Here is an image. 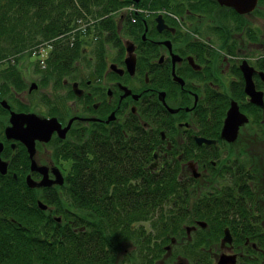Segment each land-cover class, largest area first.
<instances>
[{
    "label": "trees",
    "instance_id": "obj_1",
    "mask_svg": "<svg viewBox=\"0 0 264 264\" xmlns=\"http://www.w3.org/2000/svg\"><path fill=\"white\" fill-rule=\"evenodd\" d=\"M129 2L0 0L1 81L20 84L23 81L20 66H24L26 62L23 60L32 53L29 46L44 40H49L54 47L47 60L46 72L51 74L58 69H72L83 40L72 38L70 28L84 15L90 14L96 19L92 33H105L106 41L100 44L102 52L107 50L106 42L118 46L121 51L124 43L120 33L123 31L130 35L131 28L135 29L136 13L128 15L121 11L116 18L110 12L122 9ZM88 27L87 32H91L92 28ZM104 61L99 55L98 65H103ZM227 92L234 95L244 93L242 87L234 83ZM84 98L87 104L89 99ZM150 100L147 106L139 107L136 112L131 110L125 117L123 112H119L118 119L108 122L101 120V117H107L106 112H102L104 109L99 110L100 116L93 114L100 118L99 121L76 123L68 137L61 140L56 154L71 160L70 171L64 175L66 179L62 185L68 190L74 207V210H64L73 215L71 223L67 222L70 219L61 223L62 216L58 220L54 214L61 213L60 203L56 209L50 208L51 204L58 202L57 190L61 185L46 188L43 193L48 208L38 206L33 189L28 187V207L21 208L15 203L13 194L8 201L4 200L3 207L8 206L14 213H20L18 219L28 224L30 232L9 233L0 229V264H136L128 262L129 259L125 261V258L119 260L122 246L134 243L143 251L148 248L149 252L151 249L146 244L152 243L153 236L160 250L158 254L148 256L145 263L155 264L164 253L163 243L168 239L175 242L173 238H181L185 229L187 232V226L194 224L206 240L210 238V226H217L220 230L217 236H224L225 228L229 227L233 242L228 245L232 248L226 246L224 249L237 254V264L238 261L242 264H264V189L261 195L263 203L260 204L257 187L252 185L256 171L248 167L249 163L242 160L240 154L238 157H230L229 154L224 159L227 150L220 130L230 97L217 89L208 98L209 102L198 107H201L198 113L204 124V133L199 130L200 133L218 141L209 145L198 144L193 136H188L191 132L183 141H177L172 121L170 123L171 112ZM244 107L255 115V121L258 117L260 126H264L261 122L264 106L247 103ZM90 108L94 111L92 105ZM164 128L170 140L177 145L169 155L162 154L159 166L155 168L152 162L156 148L160 145L167 150L160 132ZM189 158L210 166L214 172L212 175L219 178V187L206 192L195 191L197 177L191 174L187 178L182 176V164ZM141 219L157 223L154 225L161 232L155 235L152 230L146 233L143 228L136 229L134 225ZM199 220L206 221L207 225H198ZM186 221L188 224L183 226ZM17 225L18 222L9 224L0 219V228ZM35 229L39 230L36 234L32 231ZM136 230L140 231L138 236H135ZM191 232H187L189 237ZM194 241L189 240L190 243ZM235 244L240 245V252L235 250ZM165 247L168 249L170 245ZM129 255L134 257V254ZM194 263L217 264L202 257Z\"/></svg>",
    "mask_w": 264,
    "mask_h": 264
},
{
    "label": "flooded vegetation",
    "instance_id": "obj_2",
    "mask_svg": "<svg viewBox=\"0 0 264 264\" xmlns=\"http://www.w3.org/2000/svg\"><path fill=\"white\" fill-rule=\"evenodd\" d=\"M134 1L139 6V9L131 6L132 14L136 13V27L135 29L131 28L130 38H127L125 43L120 47L124 48V51L117 52V56L112 58L108 54L103 65H96L94 67L95 75L91 70L92 75L87 77L80 75L64 77V84H69L71 81V88L74 92V83H77L78 87L83 89L81 95L75 93L78 96L88 97V103L93 101L95 96H98V92H102L98 89L101 87H98L96 88V92L93 93L95 90H93L94 85L110 83L107 87L102 86L104 92L106 91L105 94H107V96L105 95V99L91 104L94 111L87 105L92 113L84 115L74 113L71 117L73 115L87 118L95 117L99 121L100 118L93 116V114L100 116L101 112L99 110L103 109L102 112H106V114L115 111L116 116L119 117V112H124L128 107L131 110L134 107L133 112H136L139 107L147 106L149 104L148 100L151 99L150 102L159 104V108L171 112L170 123L172 121L173 127H177L176 120L179 117H185V114L189 111H198L201 108L198 107L205 104V102H209L208 98L217 89L222 90V92H225L230 97L228 108L232 100H236L239 103L241 110L242 105H246L247 103L260 106L251 102L250 95L245 90L246 78L243 73L242 64L246 61L249 66L253 67L254 72L252 77L255 86L257 90H261L264 93V51L261 50L259 52V50L256 57L248 59L245 56H239L241 54L231 50L225 43L233 41L237 47L240 43L242 44V48H249L250 44V49L257 50L259 45L263 48L264 21H261L260 24L252 23L246 17V15L257 11L261 0L257 1L253 10L246 13H240L235 7L221 3L220 0ZM130 3L131 0L125 6H129ZM142 11L145 12L143 13ZM261 16H264V14H261ZM219 31L221 32L219 33ZM127 41H131L134 46L132 53L128 49ZM130 55H134V67L130 66L127 62V57ZM113 64L115 66H112ZM28 68L27 66H24V68L20 66V69L24 72L31 70ZM21 79L23 81L20 84H6L0 79V219H5L9 224L18 222V225L14 228L10 226L9 228L1 227L0 229L7 230L9 233L13 231L28 234L30 232L28 224L18 219L21 214L14 213L10 208H7L8 206L3 207L4 200L8 201L13 194L16 197L15 203H18L21 208L28 207V189H33L38 206L48 208V203H44V200L39 197L43 195L46 188L61 187L65 183V180L62 184L31 185L28 175H31L35 182L43 179L41 172L33 170V163L35 162L37 166L48 167L49 178L54 179L53 167L59 166L54 164L53 159L46 162L39 160V152L44 153L45 151H42V149H47L46 145L49 142L58 144L61 140L66 139L76 122L90 120H74L66 134V138H62L58 132H54L52 137L47 141L39 138L35 139V152L32 155L27 143L21 137L10 134L13 131H8V128L12 125L13 113L35 112L44 117L56 115L37 112L39 109L37 108L36 110L35 105H40L44 99L36 96V100H32L31 96L35 94L39 84L35 82L37 85L35 88H31L33 82L28 86V80L24 73ZM81 83L85 84V88L81 86ZM232 83L238 85V87H242L244 93L234 95L232 92H227L230 90ZM122 86L132 89L134 94L139 95L138 98H134L133 94L123 97L125 91ZM162 93L163 98H161ZM186 101L187 104H183ZM114 103L116 105L111 108ZM170 109H175L176 111H171ZM181 111H183L182 115L176 118L177 114ZM242 111L248 114L245 110ZM110 113L105 118L101 117V120L106 119L107 121ZM248 116L250 118L249 114ZM57 117L63 126L71 118L61 120L59 116ZM256 119L258 120V117ZM250 122L251 118L244 125L246 126ZM179 123L186 130L194 126L191 120H181ZM242 127L243 125L240 130ZM160 132H162V138L165 141L167 150H164L160 145L156 148L152 162V166L155 168H158L162 154L169 155L170 150L174 146L176 148L177 145L175 141L172 142L167 136L168 133L165 128L161 129ZM188 136H193L200 145L209 144L198 142L197 137L212 138L197 132L196 129ZM184 138L186 139L187 137H183L182 141ZM222 140L224 141L223 143L233 145L238 141V138L235 141ZM177 141L179 140L177 139ZM216 142L218 141L216 140ZM59 147L60 143L57 145V149ZM247 151H241L240 156L246 154ZM45 153L48 154L49 152ZM180 156H183V154ZM52 157L54 158V153H52ZM241 159L246 160L249 163L248 167L252 169L254 162H250V158L241 157ZM198 165L199 160L189 158L182 164V170L183 172H187L189 176L192 169V175L198 178L201 175L196 176L194 170L196 168L197 172H199ZM24 188L26 190H23ZM20 199L22 203H20ZM41 200L46 205L45 207L40 204ZM60 218V216L57 217L58 220ZM32 231H35V234L39 232L38 229ZM224 251L227 252L228 250L225 249Z\"/></svg>",
    "mask_w": 264,
    "mask_h": 264
},
{
    "label": "rangeland",
    "instance_id": "obj_3",
    "mask_svg": "<svg viewBox=\"0 0 264 264\" xmlns=\"http://www.w3.org/2000/svg\"><path fill=\"white\" fill-rule=\"evenodd\" d=\"M134 2L132 0L129 6H125L122 9L121 8L117 10L114 9L115 11L111 10L110 12L111 15H115L116 17L119 15V13H121V11H126L125 13L130 15L132 13L131 6H134L135 8L139 9V6L136 4V2L135 3ZM260 2L261 4H259L257 11H254L253 13L246 15V17L250 21H252V23L260 24L261 21H264V16H261V14H264V0H261ZM132 3L135 5H133ZM102 17L103 16H100V18ZM135 19L136 17H134V21ZM78 22H79L78 24H74V25L72 24L73 27L70 28L71 37L74 39L83 40V43L81 44L82 45L81 52L79 49L77 57L72 63L73 64L72 69H69L68 71L58 69L56 71H52L51 74H48L46 72V68L48 67L47 60H48V57L51 55V51H53L54 47L50 42H48L49 40H44L38 44H31L29 46V49H32V53L30 55H27V59L23 60V62H26V63H23V65L29 67L31 70H29L28 72L21 71L22 75L24 73V75L26 76V79L28 80L27 81L28 86L32 82H37L39 84L37 91L35 92L33 96H31L32 100H36V96H39L40 99H44L43 102L40 103V105H35L36 110L37 108L39 109L37 112H41V113L44 112L46 114L56 115V116H59L61 120H67V118L71 117V115L74 113H82V114L92 113V111H90V108H88V106H91V104L94 102L103 101L105 97L107 96V94H105L106 91L104 92L102 86L104 85V87H107V85L110 84V83H104L103 85L101 84L94 85L93 90L94 89L95 90L93 93L96 92L97 90L96 88L98 87L102 88L101 90L102 92L101 93L98 92V96H95L93 101L86 104L85 98L82 96H78L72 90L71 81L69 82V84H64L63 82L64 77L65 76L71 77L72 75H78V76L80 75V76L87 77L89 75H92L91 70L94 72V75H95L94 67L98 65L99 63L98 62L99 55L101 57L103 56V58L105 59L108 54H110L112 58V57L117 56V52H120L119 47L116 45H113L110 42L105 43L107 50L103 52L101 51L100 44L106 41V36H105V33H102L103 34L102 35L101 32L92 33L93 28L94 30L96 28L95 26L96 19L93 15H90V14L84 15L78 19ZM88 25L90 26L88 28H92L91 32H87L88 29L86 28ZM122 32L123 31H121L120 34L122 36L123 43H125L127 38H130V36ZM220 32L221 31H219V33ZM225 44H227L231 50L235 51L238 54H241L239 56H245L248 59H251L250 57H256V55L259 52H261V50L264 51V46L262 48L261 45H259V48L255 50V49H250L251 44L249 48H242L241 47L242 44L240 43L238 44V47H239L238 48L234 44L233 41H227ZM81 86L85 88L84 83H81ZM183 104H187V101L183 102ZM115 105L116 103H114V105H112L111 108H113ZM242 109L245 110L244 105H242ZM129 111H131L130 107L125 109V111L122 113V116L125 117ZM200 111L201 110H198V111L194 110V111H189V112L185 111L187 112V114H185V117H179L176 120L177 127L172 128L176 130L175 138H177L179 141H182V138L186 137V135H188V132H194V129H196L197 132H201L203 130L204 124L202 122V119L200 118V114L198 113ZM245 111L249 113L248 110H245ZM182 112L183 111L177 114L176 118L182 115ZM109 113L110 112H108L107 114ZM249 114H250L251 122L248 123L246 126L243 125L242 129L240 130V134H238V137H237L238 141L233 145L226 144L224 146V148L227 150L226 151L227 156L225 155L224 159H227L229 154H230V157H238L241 151L243 150L247 151L249 149L246 154L240 157L247 158V159L250 158V162H254L252 168L256 171V175H255L256 178L253 179L252 185L253 187H255L256 185L257 193L259 194V198H260L259 201H260V204H262L263 200H262L261 195L264 189V126H260L258 120L255 121V115L251 113ZM181 120H191L194 123V126L186 130L183 125H179L180 124L179 121ZM83 121H88V120H81L80 122H76V121L75 122L82 123ZM110 121H113V120H110ZM261 122L264 123V118L261 119ZM210 124L212 123L210 122ZM261 127L262 129L258 130ZM59 143L61 144L62 141H60ZM58 144L49 142L46 145L47 149L46 148L42 149V151L49 152V153L47 154L45 152L44 153L39 152L38 158L39 160H43L45 162L50 159H53L54 164L60 167L64 175H67L70 171L71 160L65 159L62 156H58L55 153V150L57 149ZM52 153H54V158L52 157ZM198 171H199V175L201 176L197 178L198 182L195 184V189H194L195 191L204 190L206 192V191H210L212 187H219V184H220L219 178H215V176L212 175V173L214 172L211 171L210 166H206L205 164H202L201 162H199ZM190 172L192 175L193 170L191 169ZM199 175H196V176H199ZM182 176L187 178L188 177L187 172L182 171ZM57 192L59 194L58 202L51 204L50 208L53 207L56 209L58 204L60 203V207L62 209L61 213L53 211L54 214L56 216H62L61 223L63 224L66 223L65 221H67L68 219L70 220L67 222L71 223L72 222L71 219L73 215L70 216L68 212L64 211L65 209L74 210V207L71 205L70 200H69L68 190L66 189L65 186H62L61 188L57 190ZM257 197L258 196H256V198ZM39 198L43 199V195H41ZM71 214H73V211H71ZM186 223L187 221L183 222L182 223L183 226ZM154 224H157V223H152L148 221V219H141L138 222H136L134 226L136 227V229L138 227L139 230L143 228L146 233L147 231L152 230L153 232H155L154 234L156 235L157 233L161 231H160V228L156 227ZM197 228L192 230L190 237L189 235H187V232L185 229V232H183L184 234H182L183 236H181V238L177 240H174L175 242H171L170 239L165 241L163 243V246L165 248L164 253L162 254V257L159 260H157V262H155V264H195L194 261H196L199 257H202L204 260L212 259V261L217 263L220 257V254L225 250L224 249L225 247H222L221 245V239L223 235L220 234L219 236H217V233L220 232V230L217 229V226L216 227L210 226L208 229L210 238L206 240L202 237L203 232L201 230L198 231ZM139 230H136L135 236H138L137 234L140 232ZM176 235L177 234H175V236ZM190 239L191 240L193 239V241L194 240L195 241L193 243H190L189 242ZM151 241L152 243L146 244L151 249L149 252H148V248L144 249L143 251L141 250L140 246L134 245V243L129 244V246H125V245L122 246L118 254L119 260L121 261L122 258H125V261L129 259L128 262L130 261L136 264H147L145 263V260L148 259V256L152 254H158V251L160 250V247L158 245L156 246V244L154 243L155 241L154 236L153 238H151ZM169 245H170V248L167 249L165 246H169ZM238 246L240 245L235 244V250L240 252V250H238ZM129 253L134 254L135 258L129 255ZM127 255H129L130 257L128 258ZM119 260H116V262H120ZM242 263H243L242 261H238V264H242Z\"/></svg>",
    "mask_w": 264,
    "mask_h": 264
},
{
    "label": "water",
    "instance_id": "obj_4",
    "mask_svg": "<svg viewBox=\"0 0 264 264\" xmlns=\"http://www.w3.org/2000/svg\"><path fill=\"white\" fill-rule=\"evenodd\" d=\"M258 0H220L221 3L229 4L236 8V10L240 13H246L248 11H251L256 6ZM127 46L132 53L134 46L131 41H127ZM127 62L130 64V66L134 67L135 64V58L134 55H130L127 57ZM112 66H115L113 64ZM134 69V68H133ZM242 69L244 76L246 78V86L245 90L250 95L251 102L264 106V93L261 90H257L254 80H253V67L249 66L246 61L242 64ZM119 71L122 72L121 69ZM37 85L35 82L32 83L31 88H35ZM74 90L77 94L81 95L83 92V89L78 87L77 83H74L73 85ZM124 89V96L133 94L134 98H138V94H134L132 89H130L127 86H122ZM161 98H163V93L161 95ZM134 110V107H133ZM171 110V109H170ZM171 111H176L175 109H172ZM115 111H112L110 115L107 118V122L110 120L115 119ZM76 119H89V120H95L97 118L95 117H83L75 115L70 118L69 122L63 126L62 122L58 119L57 116L52 117H44L42 115H39L35 112H19L13 113L12 116V125L8 128V131H13L10 134H14L17 137H21L28 145L29 151L33 155L35 152V139L39 138L42 140H49L54 132H58L59 136L64 138L66 137V134L68 130L70 129L72 123ZM250 118L248 114L243 112L240 108L239 103L236 100H232L229 108L227 109L226 116L223 121V125L221 128V138L228 140V141H235L238 137L240 128L242 125L249 122ZM198 142H206L208 144L215 143V138H207L199 136L197 137ZM33 170H37L43 174V179L41 181L35 182L31 175H28V180L31 182V185H51L52 183H59L62 184L65 180L64 174L60 170L59 167H53V173L55 174L54 179H50L48 172L49 169L46 166H37L35 162L33 163ZM195 175H199V172H197V169L194 168ZM40 204L45 207L46 205L43 204L42 201H40ZM198 225L206 226V221L199 220ZM197 227L196 224L194 225H188L187 226V232L190 233L193 229ZM175 239L173 238V241ZM233 242V235L230 231L229 227L225 228V234L221 239V245L222 247L229 246L228 244H232ZM228 248H232V245ZM217 264H237V254L236 253H229L226 251H223L220 254V257L218 259Z\"/></svg>",
    "mask_w": 264,
    "mask_h": 264
}]
</instances>
